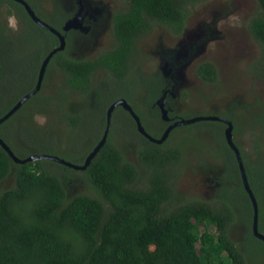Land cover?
I'll return each mask as SVG.
<instances>
[{
	"label": "trees",
	"instance_id": "trees-1",
	"mask_svg": "<svg viewBox=\"0 0 264 264\" xmlns=\"http://www.w3.org/2000/svg\"><path fill=\"white\" fill-rule=\"evenodd\" d=\"M120 1L110 18L109 30L115 39L113 45L91 56H73L69 52L71 37L87 36L88 33L68 30L65 48L51 56L43 78L46 81L53 68H58L61 84L57 91L40 93L44 87L42 81L37 92L0 122V136L17 156L55 154L46 145L38 148L34 144L38 140L36 137L54 126L74 129L82 125L92 131L89 149L80 160L65 158L82 164L103 133L108 105L116 97L128 96L119 89L114 97L101 98L102 82L93 80L94 72L105 69L118 80L128 81L136 40L146 35L156 23L180 33L190 7L205 0ZM256 1L257 10L247 27L259 45V59L253 63L258 69L257 66H264V0ZM58 5L61 4L55 2L54 8L48 11L36 9L33 4L31 7L38 16L60 29L69 13L59 17L63 7ZM6 14L17 18L20 30L13 31L9 27ZM27 28L36 34L34 41L37 44L33 57L24 59L15 39L25 37ZM58 42L57 35L37 24L19 1L0 0V88L17 86L14 82H19V65L22 75H29L32 80L11 98L0 116L33 88L41 61ZM195 70L206 81H213L217 76L216 67L209 60L200 61ZM160 87L159 84L156 89ZM100 109L102 114L95 127L86 113ZM156 111L160 132L153 134L144 127L158 137L167 121L161 118L158 108ZM36 114L51 116L49 123L38 125L34 118ZM120 114H124L133 127L136 137H131L130 141H134L131 145L136 147V161L126 155L127 142L117 145L111 129L106 142L82 169L50 158L17 162L0 145V264H247L248 260L257 264L256 256L247 244L264 243V240L252 232V204L234 150L225 140L223 122L201 119L177 125L180 128L199 123L220 125L221 142L231 158L220 157L222 168L219 171L214 162L206 163V174L217 182L210 198L183 199L174 187L175 166L184 154L183 145L173 139L177 126L165 140L157 143L137 130L133 117L121 105L113 109L112 128ZM168 115L172 119L178 117L169 110ZM138 116L144 125L142 114ZM227 116L233 120L232 116ZM13 119L21 125L16 138L3 131V126ZM251 132L253 149L258 153L261 147L255 145L259 140L255 127ZM236 143L240 146L239 141ZM242 161L258 200V191L264 185L256 181L255 174L264 183L263 172L253 170L244 153ZM76 172L81 179L84 177L87 189L73 191L69 187ZM258 227L264 233V215L260 208ZM234 229L239 231L241 240L238 242L231 235Z\"/></svg>",
	"mask_w": 264,
	"mask_h": 264
},
{
	"label": "rangeland",
	"instance_id": "rangeland-1",
	"mask_svg": "<svg viewBox=\"0 0 264 264\" xmlns=\"http://www.w3.org/2000/svg\"><path fill=\"white\" fill-rule=\"evenodd\" d=\"M36 9L48 11L52 10L55 2L62 6L59 17H63L67 12L68 16L76 12L88 9L84 16V22L90 23L87 36L74 35L71 37L69 52L73 56H90L112 44V34L109 33L110 18L120 0H27ZM34 7V6H33ZM256 0H205L198 2L188 10V15L184 21V27L180 33H174L167 26L156 23L146 35L140 36L136 41V49L130 59V65L134 71L127 75L128 81L118 80L113 77L106 79V73L102 70L94 72L95 82H108L112 86L118 82L120 92L128 93L126 97L139 115L144 118L146 126L153 134L160 132V124L156 121L153 111H149L146 104L139 105L135 99V91L142 93L144 86L153 83L154 89L160 84V78L164 81L168 91L174 93L168 96L165 106L178 115L190 117L193 114H203L212 111L213 105L223 108V103L228 99H234L238 104L253 102L255 100L262 103L253 102L249 108L241 109L237 107L235 117L233 116L234 133L233 139L240 142L241 151L246 155L250 166L256 172H263L264 178V66L253 65L259 59V45L252 38L248 30V22L257 10ZM5 13V9H3ZM42 12V11H41ZM44 14V13H43ZM7 22L9 25V17ZM67 16V17H68ZM15 17V16H14ZM16 22H18L15 17ZM66 17L64 18V20ZM63 20V21H64ZM62 21V22H63ZM17 27L20 30V27ZM36 34L29 28L25 31V37L15 39L20 48L22 58L33 57L32 52L36 47L34 41ZM134 48V46H133ZM238 48V49H237ZM236 49V52H234ZM202 60L212 61L217 70V77L213 81L202 82V78L197 74L196 65ZM58 68H53L47 75L46 81L40 93L55 92L61 84ZM19 82L15 88H0V112L11 102L13 96H17L22 88L31 83V77L22 75V66L19 65ZM60 73V72H59ZM51 76V78H49ZM120 81L122 83H120ZM105 82V84H107ZM134 85V93L126 89V84ZM116 94L115 91L103 92L101 98L110 99ZM236 96H239L235 98ZM244 100V101H243ZM105 102V101H104ZM214 103V104H212ZM121 113V112H120ZM87 117L98 127V119L101 117V109L87 112ZM120 114L117 117L115 127L111 126L117 145L124 142L127 148L126 155L136 161L135 146H132L131 137L133 127L128 119ZM21 116V115H20ZM51 117V116H50ZM47 115L36 114L38 118H46ZM38 125H40L37 122ZM89 126V125H86ZM180 126V125H178ZM174 130L173 139L180 141L184 147L182 160L175 166L177 173L174 187L182 194V198L187 197H211L214 193L215 182L206 174L207 162H214L218 171L222 168V155L231 159L227 150L221 142V126L211 123H199L189 128L178 127ZM259 136L258 144L262 152L254 154L253 134L250 128H254ZM21 125L17 119L3 126V131L11 137L16 138L20 132ZM175 128V127H174ZM153 129V130H152ZM159 129V130H158ZM115 130V133H114ZM169 132V133H170ZM92 131L89 128L80 127L68 129L67 126L57 128L54 126L49 131L40 133L34 143L38 148L46 145L52 148L57 155L68 159L80 160L91 144ZM217 141H216V139ZM219 144V146L217 145ZM44 148V147H43ZM204 168V169H203ZM77 169V168H76ZM62 171V170H61ZM78 172L74 173L69 182L71 190H85L86 181ZM179 178V179H178ZM174 179V181H175ZM256 181L263 179L255 174ZM259 208L264 215V187L258 191ZM241 226V225H240ZM202 228V226H201ZM214 229L213 226L210 227ZM239 231L232 230L231 235L240 241ZM248 248L255 254L257 264H264V243L254 241L247 244ZM247 264H253L248 260Z\"/></svg>",
	"mask_w": 264,
	"mask_h": 264
},
{
	"label": "water",
	"instance_id": "water-1",
	"mask_svg": "<svg viewBox=\"0 0 264 264\" xmlns=\"http://www.w3.org/2000/svg\"><path fill=\"white\" fill-rule=\"evenodd\" d=\"M17 1H19L25 7L28 14L31 16V18L37 24L44 26L47 29L54 32L57 35V37L59 38V43L56 46H54L46 54V56L43 58L40 66H39L38 73H37V79H36V82H35V85L33 86V88L31 90H29L28 92H26L25 94H23L11 108H9L2 116H0V122L3 121L5 118H7L10 114H12L21 105V103H23L31 94L37 92L40 89L41 83H42V80L44 77L46 65H47L50 57L52 56V54L54 52H56L57 50L63 49L65 47L66 40H65L64 32H62V31H67L71 28H78V29L83 30V31H86L88 29V25L83 23V16L84 15L81 14L80 12H76L74 15L66 18L65 21L63 22L62 26H61V29H58L55 26L49 24L46 20L42 19L40 16H38L35 13L34 9L31 7V5L26 0H17ZM164 102H165V94H162L157 99V103H158V106L160 108L161 117L164 118L165 120H168V119H170V116L168 115L167 108L165 107ZM117 105H121V106H123V108L128 110V112L131 114V116L133 117V119L135 121L137 130L140 133L145 135L151 141H154L157 143H161L168 136L170 130L177 125L191 123V122L198 120V119H218V120H222V121L226 122L227 126L225 127V130H224L225 139H226L228 145L234 150V153H235V156L237 159V163H238L239 172L241 175V179H242L244 188L249 195V198H250L251 204H252V208H253V217H252V225H251L252 232L255 236L264 240V233L258 229V203H257V199H256L254 192H253V190H252V188L248 182V178H247V174L245 171L244 163L242 161V156L240 154V150H239L238 146L236 145V143L233 139L232 122H231V120L227 119L224 116L215 115V114H207V115H194V116H190V117H180V118H177L175 120L170 121L167 124V126L165 127V129L162 131L161 135L158 137H155L146 131V129H145L144 125L142 124L138 114L133 110L131 104L124 97H120V98H117L116 100L112 101L108 105L107 110H106V125H105V128L103 130V133H102L100 139L97 141V143L88 152V154L86 155L82 164L74 163L68 159H65L64 157H61L57 154H52V153H34V154H29L28 156H26L24 158H21V157L17 156L12 151L10 146L4 141V139L1 136H0V145L17 162H25L27 160H34L37 158H50V159L59 161L61 163H64V164L71 166V167H74V168H78V169L79 168H81V169L85 168L89 164L90 160L98 152L100 147L105 143L109 129H110V125H111V114H112L114 107Z\"/></svg>",
	"mask_w": 264,
	"mask_h": 264
},
{
	"label": "flooded vegetation",
	"instance_id": "flooded-vegetation-1",
	"mask_svg": "<svg viewBox=\"0 0 264 264\" xmlns=\"http://www.w3.org/2000/svg\"><path fill=\"white\" fill-rule=\"evenodd\" d=\"M83 12V14H86L87 12H88V9H84V11H82ZM83 23L84 24H87L88 25V27L90 28V23H85L84 22V19H83ZM61 26L62 25H60V29H61ZM78 30H80V29H78ZM89 30V29H88ZM87 30V31H88ZM82 31V30H81ZM87 31H83V32H87ZM109 33H110V30H109ZM250 33V32H249ZM66 34V33H65ZM111 34V33H110ZM113 37V36H112ZM59 39V38H58ZM114 41H115V39H114V37H113V39H112V44L110 43V45L108 46V47H105V48H109V47H111L112 45H113V43H114ZM137 41V40H136ZM59 43V42H58ZM238 49V48H237ZM234 52H236V49H234ZM93 55V54H92ZM46 56V55H45ZM91 56V55H90ZM210 61V60H209ZM42 62V61H41ZM215 65V64H214ZM216 67V66H215ZM132 68V67H131ZM98 70H102L103 72H105L106 73V79H111V78H113V75L109 72V71H107V70H105V69H98ZM97 71V70H96ZM132 71H133V68H132V70H131V73H132ZM198 74V73H197ZM44 75H45V73H44ZM58 75H59V78H60V73L58 72ZM199 75V74H198ZM200 76V75H199ZM201 77V76H200ZM217 77V76H216ZM44 78V77H43ZM49 78H51V76L49 77ZM43 81V80H42ZM123 81V80H122ZM202 82H207L206 80H201ZM106 82V81H105ZM105 82H103V83H101V85H102V87H103V90H101V95H102V93L103 92H109V91H117V90H119V89H121V86L118 84V82L116 83V84H114V85H112V86H110V85H108V82H106L107 84H105ZM123 83H125V79H124V81H123ZM164 81L160 78V85H161V87H160V89H156V91H160L159 92V94H157L156 93V91H155V89L153 88V83H150L149 85H147V86H144L143 87V89H142V93H138L137 91H135V99H137L138 101H139V105H141V106H143L144 104H146V107H147V109L149 110V111H153L154 112V114H156V108H158L159 110H160V108H159V106H158V103H157V99L162 95V94H165V102H164V104H166V101H167V99H168V96H172L174 93H170L169 91H168V88H167V86L165 85L164 86ZM41 85H42V83H41ZM120 87V88H119ZM41 88V87H40ZM125 88L126 89H130L131 90V92L130 93H134V85L133 84H126L125 85ZM155 91V93H152V91ZM152 93V94H151ZM172 94V95H171ZM100 95V96H101ZM120 97H124L126 100H127V98L125 97V96H119V97H116L115 99H113L112 101H114V100H116L117 98H120ZM237 97H239V96H236L235 98H237ZM111 101V102H112ZM128 101V100H127ZM244 101V100H243ZM129 102V101H128ZM244 102H246V103H243L242 101L240 102V104H238L234 99H228L227 101H225L224 103H223V108L222 109H220L219 110V107L218 106H215V104L214 103H212V104H214L213 105V108H212V110L213 111H215V112H213V113H207V112H204L203 114H193L192 116H194V115H207V114H215V115H220V116H224V117H226L227 119H229V120H231V118L230 117H228L227 115H230V116H234L235 117V113H236V110H237V107H239V108H241V109H246V108H249L250 107V105L253 103V102H258V103H262V101L260 102V101H258V100H255V101H253V102H247V101H244ZM130 103V102H129ZM131 104V103H130ZM132 106V105H131ZM156 107V108H155ZM166 107V106H165ZM132 108H133V106H132ZM167 108V107H166ZM134 110V109H133ZM167 110H168V108H167ZM128 111V110H127ZM135 111V110H134ZM169 111L170 112H172V110H171V108L169 107ZM209 112V111H208ZM161 113V112H160ZM131 115V114H130ZM175 115H177L178 117L177 118H180V117H183V116H181V115H178L177 113H175ZM185 117V116H184ZM111 118H112V116H111ZM140 118V117H139ZM162 118V117H161ZM177 118H174V119H172L171 117H170V119H168V120H165L164 118H162V119H164L165 121H167V124L170 122V121H172V120H175V119H177ZM141 120V119H140ZM212 120H218V119H212ZM219 121H222V120H219ZM233 120H231V122H232ZM105 122H106V120H105ZM196 122V121H195ZM223 122V125H222V128H223V133H224V130H225V127L227 126V124H226V122H224V121H222ZM232 125H233V122H232ZM111 126H112V124H111ZM167 126V125H166ZM165 126V127H166ZM234 127V126H233ZM233 127H232V132H233ZM165 129V128H164ZM251 130H252V128H250ZM233 134V133H232ZM224 137H225V135H224ZM226 140V139H225ZM239 148V147H238ZM239 150H240V153H241V155H242V157H243V152H241V149L239 148ZM260 152H262V150L260 151ZM255 153H257L256 151H254V154ZM247 155V154H246ZM237 160V159H236ZM221 169V168H220ZM241 176V175H240ZM215 185H217V182H215ZM252 188V187H251ZM248 194V193H247ZM249 196V195H248ZM256 197V196H255ZM208 198H210V197H208ZM257 199V198H256ZM251 201V200H250ZM258 201V200H257ZM258 206H259V204H258Z\"/></svg>",
	"mask_w": 264,
	"mask_h": 264
},
{
	"label": "clouds",
	"instance_id": "clouds-1",
	"mask_svg": "<svg viewBox=\"0 0 264 264\" xmlns=\"http://www.w3.org/2000/svg\"><path fill=\"white\" fill-rule=\"evenodd\" d=\"M9 27L13 31H18L17 22L14 16L9 17ZM37 122L43 126L46 123V118H38Z\"/></svg>",
	"mask_w": 264,
	"mask_h": 264
},
{
	"label": "bare ground",
	"instance_id": "bare-ground-1",
	"mask_svg": "<svg viewBox=\"0 0 264 264\" xmlns=\"http://www.w3.org/2000/svg\"><path fill=\"white\" fill-rule=\"evenodd\" d=\"M34 11H35V10H34ZM35 13H36V12H35ZM80 13L83 14L82 11H80ZM36 14H37V13H36ZM83 15L85 16V14H83ZM84 16H83V19H84ZM71 29H78V28H71ZM88 29H89V27H88ZM88 29H87V30H88ZM69 30H70V29H69ZM87 30H86V31H87ZM67 31H68V30H67ZM67 31H62V32H64V35H66L65 33H66ZM82 31H83V30H82ZM65 40H66V36H65ZM65 46H66V43H65ZM64 48H65V47H64ZM64 48H63V49H64ZM60 50H61V49H60ZM57 51H58V50H57ZM54 53H55V52H54ZM54 53H53V54H54ZM53 54H52V55H53ZM50 58H51V57H50ZM49 60H50V59H49ZM48 62H49V61H48ZM47 64H48V63H47ZM46 67H47V65H46ZM45 71H46V69H45ZM164 105H165V104H164ZM114 108H115V107H114ZM112 112H113V111H112ZM167 112H168V110H167ZM111 116H112V114H111ZM198 120H201V119H198ZM198 120H195V121H198ZM195 121H193V122H195ZM191 123H192V122H191ZM186 124H188V123H186ZM110 129H111V125H110ZM110 129H109V131H110ZM108 133H109V132H108ZM168 135H169V134H168ZM107 137H108V135H107ZM165 139H166V138H165ZM165 139H164V140H165ZM106 140H107V138H106ZM105 142H106V141H105ZM245 171H246V170H245ZM246 174H247V173H246ZM247 178H248V177H247ZM248 182H249V180H248ZM249 184H250V183H249ZM250 186H251V185H250ZM253 192H254V191H253ZM254 195H255V194H254ZM257 203H258V201H257ZM258 217H259V206H258ZM258 229H259V227H258ZM259 230H260V229H259ZM258 238H259V237H258ZM262 240H263V239H262Z\"/></svg>",
	"mask_w": 264,
	"mask_h": 264
}]
</instances>
